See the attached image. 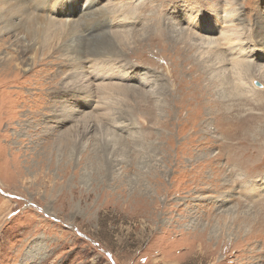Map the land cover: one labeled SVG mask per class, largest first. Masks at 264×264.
Returning a JSON list of instances; mask_svg holds the SVG:
<instances>
[{
    "label": "rangeland",
    "instance_id": "1",
    "mask_svg": "<svg viewBox=\"0 0 264 264\" xmlns=\"http://www.w3.org/2000/svg\"><path fill=\"white\" fill-rule=\"evenodd\" d=\"M224 1L98 0L102 35L78 21L50 41L0 15V264H264V79L249 77L264 0L232 3L244 85L204 45L219 33L185 22ZM100 54L116 57L108 90L76 84Z\"/></svg>",
    "mask_w": 264,
    "mask_h": 264
},
{
    "label": "bare ground",
    "instance_id": "2",
    "mask_svg": "<svg viewBox=\"0 0 264 264\" xmlns=\"http://www.w3.org/2000/svg\"><path fill=\"white\" fill-rule=\"evenodd\" d=\"M97 1L98 0H1L2 6L0 5V9L3 10L2 11L3 13H1L0 15L3 18H1V17L0 18L4 19L3 20L5 23L4 29H8L10 26L14 27V28L20 26V29L25 28L28 31V27L30 28L29 30H31V28H33L34 31H32V33L31 32L30 33L28 32V33L31 36H35V38H37L38 40H40L39 36L42 34L43 38H45V40L48 41L49 39L47 38V35L49 36V32H51V31H49L50 28H53L54 34H55V32H58L60 34L62 33L63 35L66 32L68 34H70L69 31H73L74 29H77V28H75V26H76L78 21L81 22L82 26H83V24H86V26H88L85 30H87V29L89 30V27L93 26L95 24L97 29H101L99 31V33L102 35L103 27L106 28L107 24L110 21L112 22V19H111L112 15H108V14L105 15L102 12V11H104L107 13V9H106L107 7L104 9H102V7L101 8L97 7L98 8L97 9L96 8ZM236 1L237 0H225L224 2H225L226 8L222 12L218 10L217 14L210 17V20H212V21L211 22L208 21L207 24H205L203 26L201 25L202 22L198 19V17L196 15L191 14L194 11L189 13V14L188 13L185 14V18H186L185 22L187 23V26L188 25L194 26L198 31H200L199 33L203 32L205 34V35L203 34L204 37L208 36V35L210 36L213 33H216V34L219 33V35L217 36V39H215V36H213V35H212L213 37H211V36L208 37V40H207L206 44H204V45H207L206 48L210 49V48H215V47L223 44V46H225L224 48H226V50H227L226 54L229 56V58H227V61L230 62L231 68L236 73L235 81H237V83L240 82L241 85H244L245 82L242 81L243 80L242 70L250 68L252 66V64H250L249 61H252V60H251V58H250V60H248V50H247L248 46L245 47L246 45L244 44L242 39H240V33H239V27L240 26L239 27L237 26V24L240 22V18L239 17L236 18V16H238V15H236L238 12L237 11L238 8L236 9L235 6H233V4H232V3H234V5H235ZM27 2L30 3V5ZM199 3H201V2H199ZM46 4L48 5V7H46ZM55 5H58L59 8L56 7V9H54ZM67 5L76 9L73 16L67 15V11L65 9ZM93 7H94V9H93L94 11L92 10ZM37 10H40L41 13H42V11L50 12V14L49 13H46V14L50 15L51 17L50 18L49 17L45 18V16L42 17L40 15V13H38ZM258 13L260 14L259 15L260 17H259V19L257 17L258 26L256 27L257 29H255L256 30L255 34L253 33L254 34V41H252V45L254 47H257L256 49L261 53V57L264 58V13L262 12V10H259ZM57 14L60 15L61 16L60 18H62V19L57 18L55 16ZM100 14H104L105 16L102 15L101 19H98V16ZM14 17H16L17 20H19V21L16 22V20H13ZM75 17H78V18L74 19ZM1 19H0V21H1ZM72 19H74V20H72ZM137 19L139 20L138 17H137ZM214 22L215 23L216 22L221 23L223 25L224 29L217 27ZM23 24H28V26H26V25L24 26ZM65 30H66V32H64ZM81 31L84 32L83 30H81ZM122 31H125V30H122ZM36 32L38 33L37 35H36ZM53 32H51V33H53ZM107 32H109V31L107 30ZM18 33H19V30H18ZM104 33H105L104 36H108V34L106 35L105 30H104ZM118 33H120V32H118ZM123 33L124 32H122L120 34H123ZM199 33H196V34H199ZM206 34H208V35H206ZM20 35H22V34H20ZM71 35H73V34H71ZM31 36H30V38H31ZM51 37H49V38H51ZM117 37H118V35H117ZM121 37H122V35H121ZM123 37H125V35H123ZM252 37H253V35H252ZM22 38L24 39L25 36L22 35ZM26 38H28V37L26 36ZM117 39H119V37ZM57 40H59V39H57ZM65 40H63V41H65ZM67 41H69V39ZM108 41H109V39H108ZM56 43H57V41H56ZM110 45H111V43H110ZM27 46H29V45H27ZM87 51H89V50H87ZM92 52H95V51H92ZM104 52H106V51H103V54H104ZM88 53H90V52H88ZM111 53H114V52H111ZM97 54L98 53L92 54V55L96 56ZM224 55H225V53H224ZM6 56H7V54H6ZM97 56H96V58H97ZM100 56H102V58H103V55L100 54ZM111 57H106V58L104 57L103 59H100V60H96L93 57L86 58V60L80 58L83 60L84 66H78V69H80V70L83 69L84 73L86 75H84V76L82 75L81 78L78 77L76 79L75 83L78 84L79 86H83V84H85L87 81L91 80L92 82H98L96 84V86L101 91L108 90L107 89L108 84H109L108 82H111V80L118 75L117 74V64L114 63V61H115L114 57L115 56L113 58H111ZM98 58H101V57L98 56ZM204 61L202 60V62H204ZM244 65H246V66L244 67ZM21 67H22V65H21ZM80 70H79V72H80ZM83 70H81V71H83ZM258 71L259 72L256 75H251V76H249L248 74L247 75L249 77H251L252 81L254 78L264 79V71H261L260 69ZM230 73H232V72H230ZM90 76H92V78H90ZM125 76H126V74H125ZM241 78H242V80H241ZM84 86H87V84H85ZM250 89H251V91H253L256 88L250 86ZM106 96L107 95H105V97ZM89 102L85 101V103L87 105H89ZM95 106H96V104H94V108H95ZM97 106L100 107V110H104V109L106 110V108H107L106 105H103V104L97 105ZM97 106H96V108H97ZM91 108L92 107L90 106L89 109H91Z\"/></svg>",
    "mask_w": 264,
    "mask_h": 264
},
{
    "label": "water",
    "instance_id": "3",
    "mask_svg": "<svg viewBox=\"0 0 264 264\" xmlns=\"http://www.w3.org/2000/svg\"><path fill=\"white\" fill-rule=\"evenodd\" d=\"M254 83L256 86L261 87V83H259L258 81H255Z\"/></svg>",
    "mask_w": 264,
    "mask_h": 264
}]
</instances>
